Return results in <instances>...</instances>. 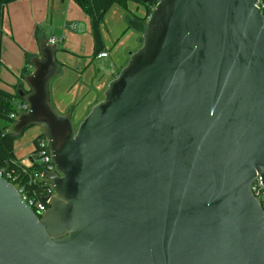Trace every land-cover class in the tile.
I'll return each mask as SVG.
<instances>
[{
	"label": "water",
	"instance_id": "obj_1",
	"mask_svg": "<svg viewBox=\"0 0 264 264\" xmlns=\"http://www.w3.org/2000/svg\"><path fill=\"white\" fill-rule=\"evenodd\" d=\"M156 1L77 129L51 102L57 45L40 41L12 133L40 128L54 195L39 217L0 175V264H264L258 0Z\"/></svg>",
	"mask_w": 264,
	"mask_h": 264
},
{
	"label": "crops",
	"instance_id": "obj_2",
	"mask_svg": "<svg viewBox=\"0 0 264 264\" xmlns=\"http://www.w3.org/2000/svg\"><path fill=\"white\" fill-rule=\"evenodd\" d=\"M147 16L148 7L139 1L129 2L126 8L119 6L112 8L107 13L104 24L105 30L110 32L109 27L114 23L113 29L116 33L114 31L113 36H103L105 50L102 53H108V57L98 59L94 58L95 42L90 19L74 0H18L11 3L6 8L4 20L1 87L14 94L21 91L27 93L29 86L25 82L26 76L22 75V70L26 67L25 53L33 57L40 56L41 40L58 39L56 45L60 72L50 85L51 102L55 108L56 103L66 114L73 115L74 107H71V104L67 106L60 93L72 89L73 85L80 82L83 77L92 81L95 78V71L89 68L92 60L107 61L112 54L110 45H113L116 55L112 60L113 64L110 62V65L112 64L114 70L118 72L107 83L101 81L97 86L98 94L100 91L104 97L109 82L127 66L130 55L142 46L143 35L132 27L131 22L144 21ZM55 20L57 25L54 23ZM45 23H50L53 31L57 28L58 36L46 37V34L40 30L41 25ZM74 24H78V30L72 28ZM81 24H84L83 32H81ZM101 100L98 99L93 105ZM72 118L74 119L73 116ZM39 135L40 133L34 137L33 144Z\"/></svg>",
	"mask_w": 264,
	"mask_h": 264
},
{
	"label": "trees",
	"instance_id": "obj_3",
	"mask_svg": "<svg viewBox=\"0 0 264 264\" xmlns=\"http://www.w3.org/2000/svg\"><path fill=\"white\" fill-rule=\"evenodd\" d=\"M18 0H0V172L3 176L10 178V182L14 183L20 188H25L29 194L41 193V183H32L31 175L34 171L40 170L39 165L34 161L32 156V164L27 166L24 165L17 157L15 152V144L19 137H15L12 133V127L16 120L11 115L18 112V104L23 103L24 100L20 98L19 93H10L1 87L2 78L1 70L3 67L2 61V48H3V36H4V20L6 8L9 4L14 3ZM88 16L91 22V32L94 38V58L105 50V44L102 33V25L104 23L107 13L114 7L119 6L126 8L129 2L139 1L144 3L142 0H74ZM157 4L156 0H149L147 4L148 16H150L152 9ZM147 16V17H148ZM143 41V40H142ZM143 44V42H142ZM26 67L22 70V75L27 76L32 73V59L34 58L31 54L25 53ZM29 92V91H28ZM27 92V93H28ZM22 136V135H21ZM35 149L37 145V138L34 141ZM36 153V150H34ZM40 199L44 198L42 195H38ZM40 217V215H39Z\"/></svg>",
	"mask_w": 264,
	"mask_h": 264
},
{
	"label": "rangeland",
	"instance_id": "obj_4",
	"mask_svg": "<svg viewBox=\"0 0 264 264\" xmlns=\"http://www.w3.org/2000/svg\"><path fill=\"white\" fill-rule=\"evenodd\" d=\"M142 1L145 2L146 0H142ZM142 4L145 5V3H142ZM54 23L57 25V20H55ZM41 26L42 27L40 28V30L42 31L43 34H46V37L48 38H50L52 35L58 34L57 28H55L53 31L51 29L50 23H45V24H42ZM105 27L106 26L103 23L102 25L103 36L104 35L113 36V32L115 31V29H113L115 27L114 23L113 25L109 27L110 32L106 31ZM110 48L112 50V54L110 58L107 59V61L106 60H100V61L92 60L91 66L89 67L90 69L95 71V78H93L92 81H88L85 77H83L81 81L78 82L76 85H73V82H72V85H73L72 89L68 91H63L60 93V96L62 100L65 102V104L67 106L71 104L72 105L71 107H74L72 116L74 117L73 123H74L75 129L79 127L81 122L91 112V110L95 106L93 105V103L96 102L98 99L99 100H101L102 98L104 99L102 93L99 91V94H98V91H97V86L99 85V83L101 81L102 82L104 81L105 83H107L118 72V70L117 71L114 70V67L112 65L113 64L112 60L115 58L114 56L116 55V51L114 50L113 45H110ZM110 62L112 63L111 65H110ZM88 83H89V86H88ZM55 106L56 108L55 107L54 108L60 115H66V113L56 105V103H55ZM38 133H40V128H37V127L29 128L23 133L22 136L19 137L16 143L17 157L20 159V161L24 165L29 166L33 163L31 160L32 156L34 157V161H38L39 159L38 155L33 152L34 150L33 140H34V137Z\"/></svg>",
	"mask_w": 264,
	"mask_h": 264
},
{
	"label": "built area",
	"instance_id": "obj_5",
	"mask_svg": "<svg viewBox=\"0 0 264 264\" xmlns=\"http://www.w3.org/2000/svg\"><path fill=\"white\" fill-rule=\"evenodd\" d=\"M257 8L263 13L264 15V0H258V3L256 4ZM72 28L74 30H78V24H74L72 26ZM50 42L52 44H57L59 42L58 39H51ZM108 57V53H100L97 58L98 59H103V58H107ZM18 108V112L15 114H12L11 117L14 120H17L19 114L21 112H27L28 111V104L26 102L20 103L17 106ZM36 153L38 155V161H36V163L39 165L40 170L34 171V173L31 175V182L32 183H41L43 181H45V184L42 185L41 189V193L39 194H29L25 188H20L19 186L15 187L17 188V190L19 191L20 195L22 196V198L24 199V201L30 206V208L39 216L41 214H43L44 212H46L49 209V199L47 201H45V198H51L54 195V191L52 190V188L49 185L48 180H46L41 171L43 172H53L55 171V166L52 163L51 160V154L50 151L48 149V141L45 137H37V145H36ZM264 172V170H263ZM0 175L5 178L6 180H10V178H6L3 176V173L0 172ZM260 174H257V177L251 187V191L252 194L254 195V197L258 200V202L260 203V205L262 206L263 210H264V187L261 185L260 183ZM10 182V181H9ZM11 183V182H10ZM38 195H42L44 196V198L40 199L38 197Z\"/></svg>",
	"mask_w": 264,
	"mask_h": 264
},
{
	"label": "flooded vegetation",
	"instance_id": "obj_6",
	"mask_svg": "<svg viewBox=\"0 0 264 264\" xmlns=\"http://www.w3.org/2000/svg\"><path fill=\"white\" fill-rule=\"evenodd\" d=\"M74 124V123H73ZM38 128V127H37Z\"/></svg>",
	"mask_w": 264,
	"mask_h": 264
}]
</instances>
